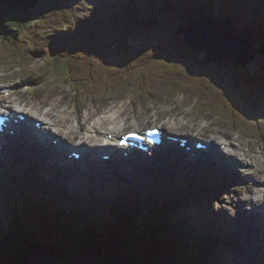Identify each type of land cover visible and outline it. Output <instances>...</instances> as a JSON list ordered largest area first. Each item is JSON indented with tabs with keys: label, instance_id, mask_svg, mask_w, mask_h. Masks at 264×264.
Listing matches in <instances>:
<instances>
[{
	"label": "rangeland",
	"instance_id": "374dc122",
	"mask_svg": "<svg viewBox=\"0 0 264 264\" xmlns=\"http://www.w3.org/2000/svg\"><path fill=\"white\" fill-rule=\"evenodd\" d=\"M78 3L79 5H75L72 9H68L67 11H64L61 14H57L59 12H51L49 14H44L43 17H38L37 19L33 20L35 22V26H31L29 28V31L36 32L37 37L40 30H47V32L43 36H41L40 42H38L36 49H32V51L27 52L26 47L28 43H30V41L32 40L30 37L22 39L23 35L21 33H18L16 37H18L22 41V43L18 46L12 43V51H8L5 48H2L0 45V76L4 79L3 85L8 84L9 87L12 86V94H20L14 92L16 89H19V87H15L14 83L34 81L36 83V87L30 93L29 91L25 92V95L23 97L25 99L24 101H34L33 105H36L37 108H49L50 105L48 104H56L57 108L55 107L56 113L54 112V114L55 118L58 121L61 120L60 123L62 122V119H64V117H69L71 119L70 124H72L74 121H76L75 119L78 118L79 123L81 124V128L84 127V123L87 124L91 121L93 122L94 120L97 121V119H102L101 113L105 110L108 111L114 107L115 109L122 108L126 111L128 105L127 114H123L122 117L119 116L116 119V122H122L123 118L127 117L128 122H130L132 125L129 126L127 130L137 129L138 127H143L145 123H141L139 125L135 124L132 118L136 113L140 114L141 112L146 110L145 114L147 116V119L151 122V116L152 114H154L153 112L155 110L161 111L164 108L173 107L175 110V114H181V112H183V109H190V114H186L185 117L190 119L191 116H194L195 119L193 120V122H198V124L192 128L195 129L194 132H198L195 135H198L199 137L217 136L219 135L217 132L226 133L227 129H229L230 126L235 124L237 128L242 127V130L244 131L245 135L253 133L255 135V139H257L259 143H264V141L260 140L261 136H263L264 139V113L261 120L258 121L256 119H248L244 116L242 118L237 114H234L233 118L231 117L232 114H224V109L226 111H229L230 108L228 105L222 103L221 101L216 104L217 107L219 106V111L215 107L214 108L216 110L212 108V106H214V104L216 103V99H218L217 95L223 88L219 87L218 79L215 81V78H217L218 75L222 73L221 71L218 72V70L213 72V66L210 67L207 66V64L206 66L208 67V69L204 70H206L209 74H214L211 77H204V81L200 86L197 85L195 89H191L186 84H183V79L180 76H185V71L181 66H177L175 70H173L174 66L171 67V64H168L166 62L163 63L158 59L155 60L151 58L150 52L146 53L144 51H138L135 52L133 55V57L135 58V65L131 66V68H134L135 71H130L121 74L123 71V69H121V73L115 71L113 74H105L106 72L111 71L107 68V66L103 65L96 68L97 73L100 74H98V76L100 77L102 76L103 78H112L113 75L117 76V79L113 80V83L107 85L106 88H98V86H96L95 88H93V90L87 87L86 90L79 91L78 89H80L83 85L87 86L83 80L82 75L77 73L74 69L67 68L69 70L66 72V76L71 77L75 81H80V83H73V86L69 87L70 83L61 78L62 71L58 68V62L60 61L59 58H57L56 53L60 50L63 45L64 41L62 42L61 39L67 40L68 38L79 34L85 26L92 23L93 13L99 14L111 8V1L108 0H80V2ZM101 5L105 6V8H102V10L99 8V6ZM151 8L152 5L148 7L149 10ZM149 10L138 11L135 14V20L139 21V23H141L142 20H146L147 16L150 15ZM127 16V12L123 14V18L129 20V17ZM210 16L211 15H209L208 18ZM30 22H32V20ZM75 26H77L80 30L73 31V27ZM174 38L175 37L173 34V24L169 21L167 23L165 22V24L162 25H156L155 23L150 24L148 27H146V29H144L143 36L140 37V40L141 46L149 51L151 50V48L157 49L159 46H164L165 43L174 40ZM50 42H53L54 44L52 45L50 44ZM32 46H30V48ZM15 47H17V49ZM47 50H51L53 52V56L52 58H50L51 62L46 64L45 66H41V64H39L35 59L34 51L47 52ZM110 51H115L118 53V51L115 49H110ZM22 52L27 53L26 55H22ZM124 55L128 56L127 54ZM111 57L113 56L111 55ZM260 59H262V62L259 65H257V62H255L253 64V67H255L258 71L262 72V70H264V58ZM65 63L68 67H73L75 65L70 61H67ZM198 65H200L201 67L205 66L203 62L196 61L197 68ZM5 69H9L12 71L8 73V76H11L12 78L11 83L8 77H4L6 76ZM13 71L16 74H14ZM20 75L21 77H19ZM26 84H24L23 88H26ZM73 87L77 89L76 92L74 91ZM22 91L24 92V90ZM34 92L35 95H37L36 99H29L33 96ZM111 104L114 106H112ZM148 106H153V108L149 109ZM99 107L101 109H98ZM65 108L68 109L65 110ZM87 108H92V111L88 110ZM34 112H36V110H34ZM89 117H91L90 120ZM162 118L163 122H165L163 123V125L167 126L169 122L176 119L173 115H170L168 113L161 115V117L157 119L161 120ZM203 123L206 124L207 127H205ZM61 124H65L66 127H69V122ZM154 125L162 126V124ZM174 129H176L175 126L171 127L170 130L172 131ZM74 132L75 135L82 138V130L80 131L79 129H75ZM74 132L72 134H74ZM226 136L230 135L227 134ZM68 138L78 139L72 138L71 135H68ZM32 148L33 147L31 146V149ZM7 159L9 161L10 158ZM8 161H6V164L8 163ZM44 166L45 168L43 169L47 171H52L48 169L49 167L46 164H44ZM128 166L129 163L126 162L122 166H116L113 168L107 167L105 169L104 174L106 179L102 187L99 186L98 181H95V183L93 184L94 179L90 177L86 184H80L81 186L79 185L80 187H77L75 189H66L64 188L65 182L61 181V179L42 174L38 168L37 162L33 166L27 168L26 171H21V174L28 176L34 173V176L40 177L41 180L44 179L42 182L40 180L38 185H40V187L43 186V188L47 190L48 193L51 194V196H53L52 200L57 201V203L61 205L62 210H64V204H68L69 208H66L65 213H68L71 206L79 205L81 198L85 199L87 203H91L94 206L97 216L96 218L99 222L105 220V210L103 209V206L101 205V202L99 201L98 197L108 196L112 199L118 200L121 195L120 199L123 200V197L128 194V192L122 191L124 190L123 187H128L129 190L134 192L140 188H144L145 186H147L149 189L156 188L152 192L155 193L156 191L158 192V190L159 192L164 190L165 186H170L173 192L176 191V189L178 190V195L173 197L172 199L174 200V202H177L176 199L178 198H180V200L183 199V192L187 194L194 192L192 186L190 187L189 185L193 184V180L196 176L191 177L192 174L183 175V173H179L177 168L172 169L174 166L172 168H167L171 171H175L174 173H171L167 171L166 168L161 167V170L158 169L157 173L151 174L150 176H145L146 178H144L142 181H139L140 183H136L135 181L131 180V184L128 186L127 180L125 179V175H122L121 177L120 174L121 172L124 173L125 171L130 172L131 169L128 170ZM31 167H33V169H31ZM259 167L262 169L261 172L263 174L264 161L259 162ZM19 169L21 168L19 167ZM205 169L206 168H202L200 170L199 168H195L194 171L196 175H204V172L206 171ZM136 171L138 172L140 171V169L136 168ZM160 171L161 178H158L157 174ZM141 172L143 171H140V173ZM217 173L220 174V170H218ZM207 174L210 173L208 172ZM126 175L135 177L137 174L134 175L127 173ZM243 175L244 174H241V177H243ZM201 178L209 179V183H212V187L213 183H217L219 179V177H215L211 174L207 176H201ZM222 178L225 181L223 182V186L220 187V189H228L229 192H225L224 195L220 194L216 202H214V204L210 206L211 209H213L212 216L214 217L213 219L216 220L217 216L220 215L225 219H231V222H233V218L236 215L235 211L237 210L236 202L240 200L241 195L240 193H238V191L232 190V188L236 185L238 187V184L241 185L240 183L246 184L252 182H239L235 180L234 176H224ZM49 179H51L52 181H50ZM228 180H231V182L233 181V183L226 185L225 183ZM255 182L259 184L260 180L257 179ZM111 185H113V187H111ZM29 187L30 189H34L32 184H30ZM35 189L37 190V188ZM85 190L87 192L83 193V191ZM137 195L138 194L134 193V197H137ZM144 201L146 202V206L145 208H143V210L150 209V197L146 196ZM155 201L158 200L155 199ZM151 203L157 204L154 201ZM161 205L164 204L160 203V208H162ZM206 207L209 208V205L207 204ZM206 207L202 205V209ZM57 208L59 209L60 207L57 206ZM241 210L242 213L253 211L252 209L244 210L240 208L238 209V212ZM257 211L258 213H260L258 208ZM189 216L194 217V212L189 211ZM221 228H223V225L221 226ZM224 228H226V226H224ZM229 228L231 229L230 226ZM205 230H207V228ZM231 234L232 237H236L239 242H242L239 244L243 247V249H240V252L230 251L229 253L222 254L223 258L227 259L230 264H242V262L239 261H247V263L250 264L251 262H256V260L263 258L264 245L260 242V240L252 243L250 241L248 242V238L245 240V238L243 237V239L241 240V238L238 237V232L234 231ZM231 240L232 238H229L228 242H220H222L221 245L224 244L223 246L233 247L234 245L230 243ZM246 242L249 244H247Z\"/></svg>",
	"mask_w": 264,
	"mask_h": 264
},
{
	"label": "trees",
	"instance_id": "16d2710c",
	"mask_svg": "<svg viewBox=\"0 0 264 264\" xmlns=\"http://www.w3.org/2000/svg\"><path fill=\"white\" fill-rule=\"evenodd\" d=\"M202 1L174 2L175 6L182 8L177 16L181 18L193 16L184 5L198 6ZM233 2L240 11H245L243 0H233ZM61 8L62 0H0V45L9 46L13 41H17L18 33L28 36V28L32 25L28 23L29 21L42 17L43 11ZM88 37H91L92 45H100L97 29L88 28L80 38L79 44L61 51L58 54L59 59L74 63L80 68L77 69L80 72H84L81 69L104 65L103 57L96 52L88 49L80 50ZM108 42L109 40H106L104 44ZM95 56L97 58H94ZM91 57L93 59H90ZM183 57L189 61L192 59L188 52H185ZM162 60L166 61L165 58ZM196 61L204 63L201 59L192 60L190 66L196 67ZM61 63L63 65V62ZM207 66L213 65L207 64ZM238 72L239 77L249 76L245 69L240 68ZM83 80L94 87V77L84 72ZM246 85V80L238 83L239 87ZM248 87L252 92L264 91V77H255L248 83ZM255 108H262V104L257 103L256 97L251 102L244 103L245 111L254 112ZM128 194L125 197L131 199ZM173 197H175L174 192L168 195L169 201H172ZM45 200L50 202H46L42 210L34 211L37 219L28 215L23 219L18 217L20 212L16 208L12 211L8 224L0 227V264L20 261L27 251L38 243L55 246L46 264H59L87 254L93 256L92 264H203L202 243L178 236L180 231L186 233L181 230L179 222H175L180 218L178 215L174 220L171 214L159 212L154 220L153 213L150 220L144 219L150 217L145 209L138 215L136 210L131 212V207L124 208L119 203L113 205L110 210L114 216L113 221L106 225L97 222L92 206H86L84 211L75 207L69 212L70 216H59L56 213L55 203L50 199ZM181 203L179 202L180 205ZM83 205L84 203L81 204ZM197 210L203 214L202 210L199 208ZM65 211L66 207L61 213ZM172 211L179 212V206Z\"/></svg>",
	"mask_w": 264,
	"mask_h": 264
},
{
	"label": "bare ground",
	"instance_id": "6f19581e",
	"mask_svg": "<svg viewBox=\"0 0 264 264\" xmlns=\"http://www.w3.org/2000/svg\"><path fill=\"white\" fill-rule=\"evenodd\" d=\"M32 43H33V41H31L30 46H32ZM94 58H97V57L95 56ZM90 59H93V58L91 57ZM126 68H127L126 66H123L121 68V69H123L122 73H121V69H120V71L118 73H121V74L126 73L127 72V71H125ZM114 72L115 71H109V72H106L105 74H109V73H112L113 74ZM1 88H6V87H4V85H2ZM11 89H12V87H9L8 95L5 96V97H9L12 94ZM12 95H14V94H12ZM5 97H2V98H5ZM48 105H50V107H49V109L47 111H45L43 109V107L37 108L36 105H31L29 107V109L27 110L26 115L27 116H30V115H34L35 113H38V115H40L41 118H43L44 116L52 117L53 116V113L56 111L55 107L57 105L56 104H48ZM67 109L68 108H65V110H67ZM117 109H118V111L112 112L111 110H108V111L105 110V111H103L101 113V117H102V115H104V116L107 115V114L109 115V116L104 117L103 120H104V122H107L108 121L107 123H112L110 126H107V123L105 125L101 119H97V121L94 120L93 121V124H89L88 123L89 126H88L87 130H88V132H89L90 135L84 136L83 135V132H82V138L79 137V136H77V135H75V132H74L75 129H79L80 131L81 130L83 131V127L82 128L80 127L81 124L78 122V125H77V122L76 121H74L73 123L71 122L72 124H70L71 119L69 117H64L63 116L64 119H62V122L61 123H67V122H69V127H66V126L63 125L64 127L67 128V131L66 132H61V131L57 130V131L52 132L48 139H45V138H47V135L49 133V130L46 128V125L44 123L45 120L44 121H40L43 124V126H39V125L36 126V127L30 126V128H29L30 129L29 130L30 132L29 133H27V128H26L25 124H23L22 125V134H19L18 135V139L14 142V144H16V146H18L19 148H23V150H27L28 153L25 154L23 152L24 153L23 155L24 156H27L28 161H33V160H36L38 158V151L41 149L40 146H43V147H46V148H53V151H54V146L53 145H50V143L53 141V139H57V140L60 139V143H63L65 145H67V146H71L73 149L82 150L81 154H83L84 156H88L89 154L92 155V157H94L95 161H93V160H85L82 157H80V159L82 161H91V162L95 163L96 167H91V169H92V171L95 170L100 175V170H105L104 167L105 168L109 167L108 163H109V160L110 159H106L105 157H103V158L101 157L102 155H104L105 150L97 151L95 149H109L110 147L106 146L107 144H113V143H116L118 141V140L114 139L112 142L107 143V141H105V138H104V140L101 141V139H103V137H101L102 133H104L105 135L109 134V132H105V130H111V131L114 132V135H120V131H119L120 122L116 123V119L121 114H123L125 112V110H123L122 108H117ZM34 110H36V112H34ZM67 114H69V113H67ZM117 114H118V116H115ZM90 119H91V117H89V120ZM60 121L61 120H59V121L58 120H53L52 121V125H56V124L60 123ZM162 126H165L169 130L171 129V127L175 126L176 129H174L172 131L170 130L173 133H177L178 131L190 133V131H186V129H185L186 126L179 125L178 122H176V119L173 120V121H171V122H169L168 123V126L167 125H162ZM73 132H74V134H72ZM96 132H97V135L96 136H93V134L96 133ZM68 135H71L72 138H78V139H69L68 138ZM228 135H230V136H225V138H223V139L226 140L227 138H232L231 136H233L232 134H228ZM233 140H238V138H234ZM35 145L38 146V147L36 149H31V146L33 148H35L36 147ZM156 145H158V144H156ZM173 146H174L173 147L174 149H177V150H180L181 152H183L182 149H179L175 145H173ZM235 149H236V147L233 145L231 147V158H232V160L234 162H229V164H231V165H238V166L240 165L241 167H251L253 169L254 164H253V162H251V158L253 156L250 155L249 158H248V156H246L247 158H244V159L241 158V156L240 157H237L234 154ZM10 156H11V149H9L8 146H5L4 149H2L0 151V162L6 164V161H8L7 158H10ZM113 158H115L116 160L120 159L119 157H113ZM45 159L47 160V162H51V160L53 158L51 156H47V158H45ZM214 160H216L217 162H219L220 165H215V166L210 165L209 167H206L208 170L209 169L211 170L214 167H217L216 170H214V171H212V170L210 171L209 170L208 172L211 175H214L215 177H221V174H222V177H224V176L225 177H228V173L224 171L225 169L221 165L222 162H220L218 159H214ZM192 161H193V157H191L190 155H187L185 157V159H184V165H185L184 167H192L191 166ZM195 161H197V163L200 165L201 168H203V169L205 168L203 159H197ZM57 162H58V168L63 170L64 176L69 177V175H70V174H68L65 171V168L66 167L71 171V174L74 172L75 166H74V162L71 159L67 158L65 160V162L63 163V159L62 158H58L57 159ZM122 162H125L123 158H122ZM235 162H237V164ZM77 163H79V161ZM100 163L104 164V166L102 164H100ZM176 163L178 164L179 163V160H177V159H171V160H168V162L166 164H169V165H171V167H173V165L176 164ZM213 163L217 164L216 162H213ZM133 164H136V166H137L136 168H138V169H139L138 165H141V166H152V165H155L154 162H152L150 159H148V158H141L140 156H138L133 161ZM166 164H163V165H166ZM227 166L229 167V165H227ZM29 167L30 166L27 165L25 168L22 169V171L23 172H24V170L26 171V169L29 168ZM108 170H109V168H108ZM218 170H220L221 174L217 173ZM138 172L140 173V171H138ZM25 174H26V172H25ZM210 174L204 173L203 176H207V175H210ZM103 175L104 174H102V176ZM243 176L245 177L246 174H244ZM121 177H122V175H121ZM250 177H252L254 179L255 178L257 179V173H256V175H250ZM35 178H37V176H35ZM234 178L236 180H240L242 177H241V174H239L238 176H234ZM49 180L52 181L51 179H49ZM68 187H70V186H68ZM261 188H262V190H264V185H261ZM244 191L245 192H251V186L250 185H246L244 187ZM258 200H260V199L258 198ZM250 203H257V202H250ZM244 204L245 203L240 204L238 209L242 208L241 206H243ZM238 209L235 211L236 216L238 214H243V215H245V217L247 219H251L253 222L257 221L258 224L261 225V222L259 221V218H258V216L260 215L261 212L258 213L257 208H253L252 209L253 210L252 212H243V213H242V210L238 212ZM227 213H229V212H227ZM224 226H226L225 223L223 224V227ZM219 227H220V225H219ZM258 231L261 233V230H258ZM242 236H245V234H243ZM238 237H240L239 234H238ZM252 237H254V236H252ZM247 238H245V240Z\"/></svg>",
	"mask_w": 264,
	"mask_h": 264
},
{
	"label": "water",
	"instance_id": "95a60500",
	"mask_svg": "<svg viewBox=\"0 0 264 264\" xmlns=\"http://www.w3.org/2000/svg\"><path fill=\"white\" fill-rule=\"evenodd\" d=\"M219 29L223 32V38H220ZM219 29H212L209 23H206L203 19H197L190 23V26L183 28L182 31L185 34V42H187L194 49H205L209 53L210 60L217 62H223L225 59L222 54L221 40H225L226 44L233 46L234 48H224L228 53L233 50L232 56L237 60L238 64H243L251 59L249 54V41L242 42L240 36L236 35L232 27L227 22L219 24ZM218 46H221L220 48ZM261 53L264 54V46H262ZM225 99L228 100L231 106L242 116L257 120L262 118L263 114L256 116L250 110L245 111L244 101L238 96H232L231 94H225ZM128 108V105H127ZM55 249V246L38 244L34 245L27 251L24 257L20 261H15L12 264H46V261L50 255V252ZM93 256L90 254L83 255L78 258H74L70 261L61 262L59 264H92Z\"/></svg>",
	"mask_w": 264,
	"mask_h": 264
}]
</instances>
